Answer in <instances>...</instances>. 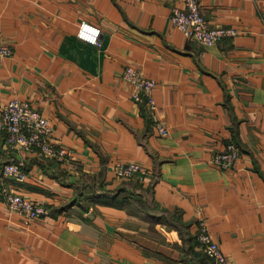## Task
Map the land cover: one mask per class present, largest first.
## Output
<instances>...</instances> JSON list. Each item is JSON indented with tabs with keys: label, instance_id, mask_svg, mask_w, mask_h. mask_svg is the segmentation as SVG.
<instances>
[{
	"label": "crops",
	"instance_id": "crops-1",
	"mask_svg": "<svg viewBox=\"0 0 264 264\" xmlns=\"http://www.w3.org/2000/svg\"><path fill=\"white\" fill-rule=\"evenodd\" d=\"M181 4L0 0V40L11 47L0 109L30 101L71 154L9 146L0 131V264H207L189 245L200 219L227 264H264V0H200L209 24L236 29L211 44L171 24ZM82 19L100 27L99 44L77 37ZM128 63L155 79L153 107L131 96ZM228 141L239 156L220 168L211 157ZM10 160L24 180L3 171ZM118 160L148 173L121 178ZM5 187L46 212L25 221Z\"/></svg>",
	"mask_w": 264,
	"mask_h": 264
},
{
	"label": "built area",
	"instance_id": "built-area-1",
	"mask_svg": "<svg viewBox=\"0 0 264 264\" xmlns=\"http://www.w3.org/2000/svg\"><path fill=\"white\" fill-rule=\"evenodd\" d=\"M181 1V5L171 7L169 19L185 36L199 43L211 44L220 37L231 36L236 32L232 26L209 24L200 9V0ZM100 32L97 24L82 19L78 22L76 35L87 42L99 44ZM10 53L9 44L0 40V59ZM122 75L133 86L131 96L153 107L152 89L155 86V79L144 75L139 67L131 63L124 66ZM156 124L160 133L167 132V128L159 121ZM0 131L4 132L5 143L9 146L34 149L60 160H66L71 155L66 146L50 139L51 125L47 117L26 99L13 97L1 105ZM238 156L237 144L228 141L223 148L213 152L211 161L220 168H231ZM113 170L117 176L126 179H143L148 173L147 167L135 160H118L114 163ZM3 171L19 181L26 177L21 164L14 160L5 162ZM3 193L8 207L20 212L27 222L46 212L43 204L14 188L5 187ZM195 237L203 251L213 259L214 264H227L226 254L212 237L204 219L199 220Z\"/></svg>",
	"mask_w": 264,
	"mask_h": 264
},
{
	"label": "trees",
	"instance_id": "trees-1",
	"mask_svg": "<svg viewBox=\"0 0 264 264\" xmlns=\"http://www.w3.org/2000/svg\"><path fill=\"white\" fill-rule=\"evenodd\" d=\"M236 142V141H235ZM237 143V142H236ZM104 193H107L104 191ZM104 193H102V195L104 196ZM109 194H112L111 192H108ZM145 206H146V203H145ZM192 235H188V238H191ZM186 238V237H184ZM194 242L198 243L197 239L196 238H193V242H190L189 245H190V249L193 248L192 247V244H194ZM200 259H202L204 262H206L207 264H214L213 262V259L207 254L204 252V255L200 254L199 255ZM206 257L208 259H206Z\"/></svg>",
	"mask_w": 264,
	"mask_h": 264
}]
</instances>
